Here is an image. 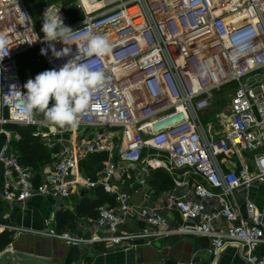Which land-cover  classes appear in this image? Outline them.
Here are the masks:
<instances>
[{
  "label": "built area",
  "instance_id": "obj_1",
  "mask_svg": "<svg viewBox=\"0 0 264 264\" xmlns=\"http://www.w3.org/2000/svg\"><path fill=\"white\" fill-rule=\"evenodd\" d=\"M77 1L84 16L73 23L61 4L46 10L59 13L74 31L87 28L108 37L113 51L103 59L86 58L104 71L105 82L78 126L70 129L35 114L31 120L22 117L26 93L19 56L34 47L47 49L41 54L59 70L78 54V46L51 42L58 51L71 48L69 55L56 58L24 0H0V32L13 46L0 61V126L33 125L38 137L56 140L51 139L56 160L40 177L20 162L9 143L1 147L0 198L7 203L36 196L63 201L83 188L102 187L114 195V205H100L97 215L76 231H58L49 219L40 233L69 246L123 249L137 241L153 245L171 236H203L214 256L236 246L250 263L264 264V256L255 255L264 245V205L250 194L264 187V0ZM229 85H234L230 112L217 114V133L205 112L215 92ZM65 131H71L70 139L62 135ZM243 152L254 154V172ZM95 154L106 157L94 179L80 170V163ZM119 162L141 169L139 183L148 187L142 204L132 202L129 188L115 183L125 182ZM158 169L174 184L157 204L149 182ZM129 220L139 227L120 230ZM2 231L22 234L27 229L0 222ZM8 253L15 254L11 245L5 247Z\"/></svg>",
  "mask_w": 264,
  "mask_h": 264
},
{
  "label": "crops",
  "instance_id": "obj_2",
  "mask_svg": "<svg viewBox=\"0 0 264 264\" xmlns=\"http://www.w3.org/2000/svg\"><path fill=\"white\" fill-rule=\"evenodd\" d=\"M34 136L38 137L35 132ZM64 138L70 139L66 136ZM21 139L19 131L0 126V149L5 143H9L13 149H16L17 143ZM40 139L49 145L51 149L55 148L53 143L56 140L53 138ZM105 157L106 154L90 155L82 160L80 170L91 178H98L102 160ZM52 163L42 166L39 173L47 171ZM119 164L125 170L123 176L125 182L115 181V183L122 188H129L132 202L142 204L144 202L143 194L148 187H143L139 183L138 177L141 175V169H132L124 162H119ZM235 164L236 162L233 161V165ZM3 171L4 167L0 163V184L3 180ZM162 171L172 179L173 186V178L164 170ZM149 184L151 185V191L153 190L155 193L154 200L157 201V204L160 203L162 195L168 189L157 190L152 184V179ZM95 189L83 188L80 194L74 193L70 199L63 201L50 196H36L23 203H7L2 200L3 210L0 213V222L27 229V232H24L27 234L24 237L25 241L20 242L18 246L10 242L9 245L13 247L15 252V254L10 253L12 257L17 259L32 257L29 258L30 262L28 264H252L247 261L240 248L236 246H229L219 256H214L211 252L210 240L203 236H171L161 238L153 245L137 241L135 247L123 249L108 247L104 244H96L94 247L84 244L69 246L60 239L40 233L48 228L49 219H54L51 225L58 231L73 232L76 231L79 223H86L88 218L95 217L97 208L100 205L94 208H86L84 206L86 208H84L85 213H80V215L78 213L81 199L83 197L92 198ZM135 189L138 190L137 193ZM104 192L114 198V195L107 193L105 190ZM250 194L259 204L264 205V187H256L252 189ZM104 204L114 205L115 198L114 202L106 201ZM72 215L75 217L71 219L70 216ZM139 225V222L129 220L120 227V230L133 231ZM18 234L12 232L14 242L18 241L15 238ZM24 242L27 244L25 243L24 245ZM4 251L5 248L0 251V260L4 255ZM255 255L259 258L264 256V245L255 251ZM35 258L40 259V261Z\"/></svg>",
  "mask_w": 264,
  "mask_h": 264
},
{
  "label": "clouds",
  "instance_id": "obj_3",
  "mask_svg": "<svg viewBox=\"0 0 264 264\" xmlns=\"http://www.w3.org/2000/svg\"><path fill=\"white\" fill-rule=\"evenodd\" d=\"M41 31L56 58L69 55L71 48L65 47L58 51L51 43L53 41H63L66 45L75 43L78 54L64 63L59 70H45L36 75L34 80L27 81L24 85L27 93L21 99V115L31 120L39 112L50 124L75 129L80 115L89 110L93 94L105 82L104 71L85 60L93 56L100 59L110 56L113 45L108 37L94 34L90 29L72 30L64 24L59 13H53L50 8L44 13ZM12 47L7 34L0 32V61L10 54ZM41 52L46 55L47 49H42ZM53 99L55 103L49 107Z\"/></svg>",
  "mask_w": 264,
  "mask_h": 264
},
{
  "label": "trees",
  "instance_id": "obj_4",
  "mask_svg": "<svg viewBox=\"0 0 264 264\" xmlns=\"http://www.w3.org/2000/svg\"><path fill=\"white\" fill-rule=\"evenodd\" d=\"M35 24L38 33L44 36L41 31L43 26L44 13L48 5L58 2L61 4L65 15L68 18V23L81 20L84 16L81 9L78 7L77 0H24ZM21 77L24 85L29 79H35L36 75L45 71L51 70L45 61L39 47H34L19 56ZM25 93L27 89L25 88ZM55 103L54 99L50 101L49 107ZM35 115L40 119H45L44 115L36 112ZM4 128L14 129L19 131L22 139L17 143L14 151L17 153L21 163L30 166L36 172L37 177L40 176V168L45 164L52 163L56 160L54 153L56 147L51 149L49 145L45 144L39 137L34 136L36 127L33 125H18L8 123L3 125ZM152 184L157 190L169 189L172 186V179L166 175L161 169L156 171L153 175ZM106 201L114 202V198L104 192L101 187L94 190L92 198L81 199L78 206V213L80 215L85 213L84 208H94L97 205H102ZM85 206V207H84ZM85 208V209H86ZM3 210V202L0 198V213ZM77 213V214H78ZM75 216H70L74 218ZM12 240V232H0V251L3 250ZM103 249V248H102Z\"/></svg>",
  "mask_w": 264,
  "mask_h": 264
},
{
  "label": "rangeland",
  "instance_id": "obj_5",
  "mask_svg": "<svg viewBox=\"0 0 264 264\" xmlns=\"http://www.w3.org/2000/svg\"><path fill=\"white\" fill-rule=\"evenodd\" d=\"M54 4H56V6H60V3H58V2H55ZM77 4H78V1H77ZM233 93H234V85H229V86L222 88L219 91H216L214 98L212 100V104H211L210 109L207 112H205V119L207 121H211V122L213 121L214 130L217 133H221V128L219 127V123L216 120V116L219 113L228 114L230 112L231 100H232ZM42 129L48 130V126L47 127L42 126ZM111 130H115V129L111 128ZM70 134H71V131H65L64 133H62V135L66 136V137H69ZM241 156L243 157V159L245 160V162L249 166L251 172H254V167H253L254 154L248 153V152H243L241 154ZM230 158L234 162H237L236 155H231ZM26 236H27L26 233H23L22 235L18 234L15 236V238H17L18 241L14 242V239H12L11 243L13 242V243L17 244V246H18V244L20 242L25 241L24 237H26ZM25 243L26 242H24L23 244L25 245ZM101 248H103V247H101ZM7 258L11 261V264H28L30 262L29 258H23V259L18 258L17 260H14L10 253L7 254Z\"/></svg>",
  "mask_w": 264,
  "mask_h": 264
},
{
  "label": "water",
  "instance_id": "obj_6",
  "mask_svg": "<svg viewBox=\"0 0 264 264\" xmlns=\"http://www.w3.org/2000/svg\"><path fill=\"white\" fill-rule=\"evenodd\" d=\"M14 124H18L21 125L20 123H14ZM28 258H32V257H28ZM37 261H40V259L35 258ZM34 260V259H32ZM0 264H11V261L7 258L6 255L2 256L1 260H0Z\"/></svg>",
  "mask_w": 264,
  "mask_h": 264
},
{
  "label": "bare ground",
  "instance_id": "obj_7",
  "mask_svg": "<svg viewBox=\"0 0 264 264\" xmlns=\"http://www.w3.org/2000/svg\"><path fill=\"white\" fill-rule=\"evenodd\" d=\"M86 2H87L86 6L90 8L91 7V2L90 1H86Z\"/></svg>",
  "mask_w": 264,
  "mask_h": 264
}]
</instances>
